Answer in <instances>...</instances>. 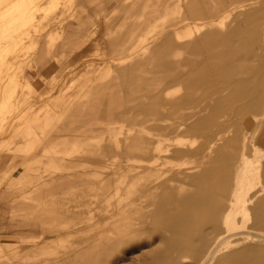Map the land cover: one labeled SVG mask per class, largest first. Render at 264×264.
<instances>
[{"label": "rangeland", "instance_id": "374dc122", "mask_svg": "<svg viewBox=\"0 0 264 264\" xmlns=\"http://www.w3.org/2000/svg\"><path fill=\"white\" fill-rule=\"evenodd\" d=\"M55 1L0 0V6L13 2L0 8V208L31 205L36 220L24 233L0 235V264H69L73 254L84 259L89 246L119 235L128 213L138 214L134 190L146 179L198 157L178 155L145 169L141 165L152 162L124 148L136 123H151L134 120L144 114L127 108L132 87L117 77L116 65L148 42L158 1L144 0L148 6L137 11L132 0L128 8L117 0ZM34 5L35 18L24 24L22 9ZM141 76L158 81L163 74L149 70ZM173 88L178 95L188 91L178 83ZM147 90L149 84L141 89ZM124 110L127 116H119ZM170 137L180 147L210 145L209 135L183 126ZM144 236L149 240L151 233ZM141 238L124 250L138 249ZM92 259L97 264L100 257Z\"/></svg>", "mask_w": 264, "mask_h": 264}, {"label": "bare ground", "instance_id": "6f19581e", "mask_svg": "<svg viewBox=\"0 0 264 264\" xmlns=\"http://www.w3.org/2000/svg\"><path fill=\"white\" fill-rule=\"evenodd\" d=\"M117 1L129 7V0ZM157 1L148 42L124 53L116 65L117 77L132 87L127 108L144 114L134 120L151 123H136L124 148L151 161L141 165L145 169L178 155L198 157L146 179L134 190L138 214L126 215L119 235L89 246L84 259L71 255L69 264H95L93 256L100 257L97 264L136 259L140 264H264V0ZM141 6L148 4L132 0V11ZM35 10V5L22 9L24 24L35 18ZM149 70L163 76L158 81L141 76ZM173 83L188 91L178 95ZM117 113L127 116L128 110ZM168 119L174 123H163ZM180 126L209 135L210 145L174 144L170 134ZM138 238V249L124 250Z\"/></svg>", "mask_w": 264, "mask_h": 264}, {"label": "crops", "instance_id": "0c3cea01", "mask_svg": "<svg viewBox=\"0 0 264 264\" xmlns=\"http://www.w3.org/2000/svg\"><path fill=\"white\" fill-rule=\"evenodd\" d=\"M36 220L31 205L14 204L0 208V235H16L34 228Z\"/></svg>", "mask_w": 264, "mask_h": 264}]
</instances>
